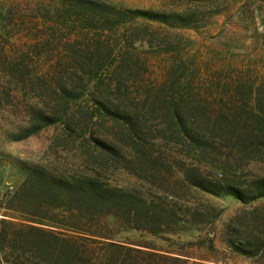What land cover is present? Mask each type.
<instances>
[{
  "label": "trees",
  "instance_id": "obj_1",
  "mask_svg": "<svg viewBox=\"0 0 264 264\" xmlns=\"http://www.w3.org/2000/svg\"><path fill=\"white\" fill-rule=\"evenodd\" d=\"M48 2L24 27L0 29V111L18 99L28 109L12 139L62 123L81 155L68 169L27 166L1 198L0 264H228L205 235L218 214L179 205L178 186L244 204L225 243L264 264V76L200 60L179 28L129 26L191 25L190 15ZM161 55L156 79L149 59Z\"/></svg>",
  "mask_w": 264,
  "mask_h": 264
},
{
  "label": "rangeland",
  "instance_id": "obj_2",
  "mask_svg": "<svg viewBox=\"0 0 264 264\" xmlns=\"http://www.w3.org/2000/svg\"><path fill=\"white\" fill-rule=\"evenodd\" d=\"M104 1L118 8L190 15L191 25H180L174 20L175 23H164L137 16L129 26L156 29L159 33H164V28H179L190 42L191 52L198 54L200 60L211 62L216 67L233 65L264 76V0ZM48 8V0H0V29L5 26L22 28V23L16 25L17 22L38 18ZM136 46L142 52L149 48L144 42H137ZM166 61V55L149 59L153 77H162ZM16 101L19 109L0 111V203L5 193L16 188L23 180L27 166L57 165L68 169L81 155L77 149L80 140L73 142L66 135L62 123L50 125L22 139H12L11 134L26 122L28 109L24 103L18 99ZM31 102H35V99H30ZM82 103L93 107L89 95L83 98ZM114 178L119 184H129V180L134 183L135 180L123 172L116 173ZM177 192L179 205L218 214L216 221L205 227V235L210 230L214 232L212 236L218 249L215 256L227 260L228 264H252L251 260L234 254L225 243L226 224L244 204L231 197H218L194 188L178 186ZM123 235L139 238L140 233L128 232ZM192 252L205 254L204 250L195 248Z\"/></svg>",
  "mask_w": 264,
  "mask_h": 264
}]
</instances>
